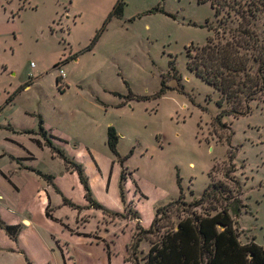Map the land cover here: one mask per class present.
<instances>
[{
  "label": "rangeland",
  "instance_id": "obj_1",
  "mask_svg": "<svg viewBox=\"0 0 264 264\" xmlns=\"http://www.w3.org/2000/svg\"><path fill=\"white\" fill-rule=\"evenodd\" d=\"M260 9L226 27L199 0H0V264H135L158 210L212 184L239 199L241 242L264 247V94L218 124L231 106L187 67L210 37L249 29L264 47Z\"/></svg>",
  "mask_w": 264,
  "mask_h": 264
},
{
  "label": "trees",
  "instance_id": "obj_2",
  "mask_svg": "<svg viewBox=\"0 0 264 264\" xmlns=\"http://www.w3.org/2000/svg\"><path fill=\"white\" fill-rule=\"evenodd\" d=\"M236 1L199 0L200 3H209L214 11L215 22L226 27L238 22L234 19V13L242 18L249 16L255 19L261 12L260 6H264V1L250 0L251 3L244 9ZM122 14L123 3L119 2L112 15L118 17ZM223 14L227 16L225 19ZM251 23L249 20V24ZM208 27L213 30L210 24ZM234 32L238 34V28ZM239 35L226 40L224 44L210 37L205 46H190L187 49L188 70L220 92L222 98L217 102L219 108H223L224 102L231 106L229 111L221 110L217 118L218 124H222L225 115L238 117L250 112V103L264 94V47L249 29ZM251 48L252 51H258L252 61L245 55ZM41 132L47 136L42 127ZM47 141L49 145L52 144L50 140ZM107 144L113 152H117L118 136L113 127L108 130ZM77 167L81 180L86 185L82 169ZM236 185L240 188V185ZM86 188L89 191L87 186ZM90 199L95 206L100 207ZM184 199L181 192L176 201L158 210L150 231L141 232V237L131 246L135 264H140V243L148 238H153V241L143 258L144 264H264V247L254 240L247 243L240 240L235 221L240 213V201L233 198L231 190L222 184H212L200 199L191 203H186ZM198 208H204L205 213L198 212ZM212 212H215L214 215ZM173 217L176 222H173ZM3 227L9 233L17 230V226L5 224Z\"/></svg>",
  "mask_w": 264,
  "mask_h": 264
},
{
  "label": "built area",
  "instance_id": "obj_3",
  "mask_svg": "<svg viewBox=\"0 0 264 264\" xmlns=\"http://www.w3.org/2000/svg\"><path fill=\"white\" fill-rule=\"evenodd\" d=\"M59 76L65 79V72L63 70L59 71Z\"/></svg>",
  "mask_w": 264,
  "mask_h": 264
},
{
  "label": "crops",
  "instance_id": "obj_4",
  "mask_svg": "<svg viewBox=\"0 0 264 264\" xmlns=\"http://www.w3.org/2000/svg\"><path fill=\"white\" fill-rule=\"evenodd\" d=\"M23 221H25V222H28L29 221V223L31 225V221L29 219H24Z\"/></svg>",
  "mask_w": 264,
  "mask_h": 264
}]
</instances>
